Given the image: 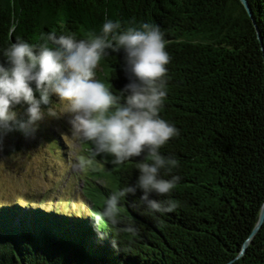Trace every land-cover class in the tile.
Wrapping results in <instances>:
<instances>
[{
	"label": "trees",
	"instance_id": "obj_1",
	"mask_svg": "<svg viewBox=\"0 0 264 264\" xmlns=\"http://www.w3.org/2000/svg\"><path fill=\"white\" fill-rule=\"evenodd\" d=\"M247 2L263 48L238 0H0V52L53 30L99 34L105 19L160 25L171 56L160 115L180 129L160 149L179 161L163 175L182 177L170 194L179 207L158 220L140 192L124 201L125 223L139 229L133 237L95 224L93 214L135 181L139 158L114 167L97 157L81 177L86 214L0 206V264H264V223L239 256L264 202V0ZM98 78L116 94L124 89L122 51L109 50Z\"/></svg>",
	"mask_w": 264,
	"mask_h": 264
},
{
	"label": "clouds",
	"instance_id": "obj_2",
	"mask_svg": "<svg viewBox=\"0 0 264 264\" xmlns=\"http://www.w3.org/2000/svg\"><path fill=\"white\" fill-rule=\"evenodd\" d=\"M166 46L165 32L156 23L122 28L119 22L105 19L99 34L77 38L53 30L42 34L36 44L17 37L0 52L4 58L0 62V146L14 131L34 136L45 118L70 115L71 138L91 145L82 166L97 157H110L114 167L139 158L135 181L111 191L102 209L93 214L95 224L107 223L133 237L139 229L125 223L122 215L129 197L140 192V205L157 220L179 207L170 194L182 177L163 175L178 167L179 161L160 151L180 136L176 124L160 115L169 92L171 56ZM109 50L122 51L129 78L119 94L98 78V67ZM17 106L24 108L23 115Z\"/></svg>",
	"mask_w": 264,
	"mask_h": 264
},
{
	"label": "rangeland",
	"instance_id": "obj_3",
	"mask_svg": "<svg viewBox=\"0 0 264 264\" xmlns=\"http://www.w3.org/2000/svg\"><path fill=\"white\" fill-rule=\"evenodd\" d=\"M70 118H45L34 136L15 132L4 138L0 146V206H40L70 215L89 211L81 194V177L88 164L82 166L79 159L87 155V144L71 138Z\"/></svg>",
	"mask_w": 264,
	"mask_h": 264
},
{
	"label": "water",
	"instance_id": "obj_4",
	"mask_svg": "<svg viewBox=\"0 0 264 264\" xmlns=\"http://www.w3.org/2000/svg\"><path fill=\"white\" fill-rule=\"evenodd\" d=\"M240 2V4L242 5V7L244 8L245 12L247 13L248 17L251 19L254 27H255V31H256V34H257V39L258 41L260 42L261 44V47H262V43H261V36L256 28V25L253 21V18H252V13H251V10H250V7L248 5V2L247 0H238ZM263 48V47H262ZM264 223V202L263 204L261 205V208H260V211H259V214H258V218H257V221L249 235V237L246 239V241L244 242V244L242 245V248H241V251H240V254L239 256H241L245 250H246V247L247 245L250 243V241L252 240V238L257 234V232L260 230L262 224Z\"/></svg>",
	"mask_w": 264,
	"mask_h": 264
}]
</instances>
